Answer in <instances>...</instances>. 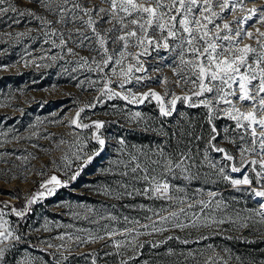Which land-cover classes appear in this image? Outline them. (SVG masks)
<instances>
[{
    "label": "rangeland",
    "instance_id": "obj_1",
    "mask_svg": "<svg viewBox=\"0 0 264 264\" xmlns=\"http://www.w3.org/2000/svg\"><path fill=\"white\" fill-rule=\"evenodd\" d=\"M13 3L21 11L32 10L37 15L55 20L53 15L39 6L37 0H13ZM91 3L100 4V0H91ZM261 5H264V0H255V3L247 2L246 8H259ZM101 6L106 7V5ZM246 14L236 13L239 16ZM14 18L20 19V23H13ZM227 18L231 20L233 16L228 15ZM255 26L264 31V26L259 24ZM49 30L30 16L20 18L10 12L0 17V64L9 66L5 70H0V202L7 204L5 206L4 203H0V210L5 213L7 227L21 237L19 241L10 240L13 247L6 251L7 264H17L23 259H31L33 264H93V261L95 264H120L122 259L128 260L131 256L137 258L129 260L128 264H145V262L166 264L165 260L156 257L155 250L147 251L148 257L144 258L141 257L142 249L137 255L131 248L124 249L122 255L105 256V252H114L115 249L106 248L104 241L95 243L76 241V236L86 238L87 231L103 235L101 231L103 225L121 229L125 226L131 227V224H125L123 220L125 216L140 220L142 223H151L145 220V217L152 213L141 210L140 205L157 211H161L162 207L167 208L168 211L178 210L180 205L178 201L169 204L138 195L116 198L118 195L115 190L116 181L122 178L119 176L120 169L115 161H127L129 153L140 155L141 160L144 159L141 155V151L144 150L139 145L127 144L124 135L129 131L144 130L147 127V118L143 112L131 109L124 103L127 101L119 97L109 99L106 95L102 96L98 91L102 87V81L90 86L88 80H97L99 76L87 71L86 68L80 69L74 62L77 60L76 57L67 55L60 48L52 47L51 43H44L47 38L44 32ZM249 31L254 32L255 28L249 27ZM21 32L26 35L18 37L16 34ZM7 33L12 35H6ZM51 39H56L58 43L57 37ZM243 43L254 44V41L245 38ZM69 46L74 47L72 44ZM76 50L82 56H89L87 49ZM53 55L58 57L55 61L51 59ZM173 56L174 53L160 50L159 53L153 52L150 56L142 57L147 72L135 73V75L150 76L154 79L144 80L140 84L133 81L125 85V89L143 92L150 87L163 94L165 86L156 82V79L166 76L170 81L168 88L177 95H183L182 89L174 83L176 77L168 66L172 63ZM159 57L166 59L161 62ZM73 68L77 70L72 71ZM154 68H158L159 71H154ZM81 81L83 84L77 87ZM111 87L116 91H122L116 84ZM91 104H95V107H87ZM81 107H84L85 111L81 113L80 122L88 124L92 121L103 122V127L97 134L106 140V144L100 154L93 155L91 162L83 168L90 170L89 179L79 180V186L76 187L73 183L77 178L69 180L64 174L66 171L64 165L67 162L63 157L68 155L69 160L72 161L67 169L69 175L76 170L81 173L83 169H78L80 161H76L72 153L83 149L80 152L83 157L100 149L99 144L92 138V132L97 131L94 127L80 129L68 123ZM238 107L242 111L248 110L243 104H238ZM136 112L141 113V117H135ZM220 115L225 116L223 113ZM223 128L229 131L217 138L216 145L225 148L235 159L227 161L222 153L209 148L206 153L208 159L205 160L204 150L202 158L197 162L198 167L191 168L195 178L191 181L184 180V185L174 184L184 188L185 191L174 192L173 195L184 197L188 202L212 199L213 208L216 201H221L222 210L216 212V215L234 219L237 223L221 225L219 230L215 227L175 229L162 234L143 235L139 237V241L146 244L163 240L169 235L188 240L214 235L219 237L214 241L208 240L205 243L192 245L189 249H178V253L192 251L196 255L206 256L212 251L207 246L212 245L216 252L228 260V264H264V245L258 248L260 242H264V224L260 223V217L255 215L259 210V204L264 203V198L255 197L250 191L251 187H259V185L256 183L252 165L240 164L238 135L232 131L233 127L224 125ZM225 135L235 139L237 143H229L224 138ZM121 139L125 141L124 145L119 143ZM61 140L65 143L61 144ZM214 152L217 154H213ZM245 156L249 161L257 158L251 153H245ZM152 158L157 159L153 156ZM211 163L216 164V169L209 166ZM233 164L241 170L232 172ZM219 167H225L226 174L235 179L248 175L253 180L252 185L233 186L217 171ZM53 174L61 180L68 181L67 185L57 187L52 195L45 193L44 197H37L36 201L28 206L29 210L25 216L17 217L11 209L15 207L17 210H23L32 194L42 191L41 182ZM141 186V184L136 185V187ZM106 187L113 189L112 195H105ZM210 192L216 193V196L210 197L208 195ZM193 212L199 215V208L189 209V216ZM101 214L115 215L119 220L115 223L111 220H102L99 224L93 223L92 221L98 219ZM161 214L167 215L168 212L161 211ZM153 219L158 218L153 216ZM181 219L183 220L184 217L181 216ZM244 221L250 225L249 228L239 227ZM140 230L150 231V229ZM61 236L64 237L63 240L60 239ZM69 236H72L71 240L68 239ZM117 238L122 239V237ZM48 245L52 247L49 248ZM224 249H228V252H224Z\"/></svg>",
    "mask_w": 264,
    "mask_h": 264
},
{
    "label": "snow or ice",
    "instance_id": "obj_2",
    "mask_svg": "<svg viewBox=\"0 0 264 264\" xmlns=\"http://www.w3.org/2000/svg\"><path fill=\"white\" fill-rule=\"evenodd\" d=\"M247 2L255 3V0H100V4L91 3V0H37L40 7L55 17V20H50L46 16L37 15L32 10L21 11L13 0H0V17L11 12L20 18L30 16L40 21L42 26L48 27L50 30L44 32L47 37L44 43H51L52 47L60 48L67 55L76 57L77 60L74 62L80 69L86 68L87 71L96 73L99 79H89L88 83L90 86H95L102 81V87L98 89L102 96L106 95L109 99L119 97L129 104H142L151 98L157 102L159 114L162 117L171 116L176 110L178 101L189 107L206 108L210 133L205 149V160L208 159L206 153L209 148L222 153L227 161L235 159L225 148L218 147L214 143L220 135L214 121L223 113L235 122L232 131L238 135L239 139L240 164L252 165V171L255 173L259 187H251L250 191L255 197L264 198V31L255 26L256 24L264 26V5L249 9L246 8ZM237 12L247 14L239 16L236 15ZM228 15H232L233 19L229 20ZM250 21L254 23L250 24ZM13 23H20V19L14 18ZM249 27H254L255 31H249ZM16 35L22 37L26 33L21 32ZM51 37H57L58 43ZM245 38L254 41V44H244ZM78 48L87 49L89 56L80 55L76 50ZM160 50L174 53L172 63L168 66L176 77L174 83L182 89L184 94L177 95L171 91L168 88L170 81L166 76L156 79V82L165 86L163 94L150 87L143 92L125 89V85L133 81L140 84L144 80L154 79L150 76H136L135 73H146L147 69L142 57L150 56L153 52L159 53ZM57 58L56 55L51 56L53 61ZM60 58L63 59V57ZM165 59V57H159L161 62ZM8 67V65L0 64V70ZM106 69L109 71H105ZM76 70V68L72 69V71ZM153 70L159 71L158 68ZM81 84L83 81L77 84V87ZM113 84L122 91H116L111 87ZM238 104H243L248 110L242 111ZM87 107H95V104ZM84 111V107L79 108L75 117L68 120V123L80 129L94 127L97 131L92 132V138L99 144L100 149L83 157L80 155L83 149L72 153L75 160L80 161L78 169L86 167L93 159V155H99L106 144V140L97 134L103 127V122L92 121L91 124L80 122L81 113ZM134 115L141 117L139 112ZM228 131L229 129H224L225 134ZM162 134L169 135L167 132ZM183 135L184 133L179 129L171 133V136L177 140V145L183 139ZM202 138V136L194 137L196 140ZM224 138L229 143H237L235 139L227 135ZM60 143L63 144L65 141L61 140ZM119 143L124 145L125 141L121 139ZM245 153H251L257 158L249 161ZM154 154L159 158L153 159L148 153L141 151L143 160L140 155L129 153L127 161H115L120 169L119 176L122 178L116 181L115 190L118 192L116 198L138 195L147 199L162 200L169 204L178 201L180 205L178 210L168 211L167 208L162 207L161 211L168 212L167 215H162L161 211L140 205L141 210L152 213L145 217V220L151 223H142L140 220L125 216L123 217L125 224H131V227L125 226L121 229L103 225L101 227L103 235L87 231L86 238L75 237L78 243L104 241L106 248L115 249L114 252H105V256L122 255L126 248H131L139 255V250L144 247L139 237L143 235L162 234L189 227H215L219 230L221 225L237 223L234 219L216 215V212L222 210L221 201H216L213 208L212 199L188 202L184 197L173 195L174 192L185 191L184 188L174 185L173 180L191 181L195 178L191 168L198 167V164L191 154V149L186 148L184 151L170 153L166 152L165 148L158 147ZM63 159L67 162L64 165L66 169L64 174L69 180H75L80 175V171L76 170L69 175L67 169L72 161L69 160L68 155H65ZM189 161L191 163H188ZM53 163L55 164L54 161ZM209 166L216 169L214 163ZM57 168L59 169V166ZM240 170L234 164L231 165L232 172ZM217 171L233 186H251L253 183L248 175H243L240 179L228 176L225 167H219ZM67 183L68 181L61 180L53 174L41 182L42 191L33 193L23 210L13 207L11 211L17 217H23L29 210L28 206L36 201L37 197H44L45 193L52 195L57 187L66 186ZM137 184L142 186L136 187ZM121 189L122 192L119 191ZM104 193L112 195L113 189L106 187ZM208 195L214 198L216 193L210 192ZM0 203L7 206L6 202ZM196 207L199 208V215L193 212L189 216L188 210ZM4 215L3 210H0V264H7L6 251L13 247L10 240L21 239L19 235H15L14 230L7 227L8 221L4 219ZM255 215L260 217L259 222L264 224V203L259 204V210L255 212ZM153 216L158 219H153ZM181 216L184 217L183 220ZM102 220H111L115 223L119 218L111 214L107 216L101 214L92 222L99 224ZM239 227L249 228L250 225L244 221ZM140 229H150V231L145 232ZM207 238L200 237V239ZM60 239L63 240L64 237L61 236ZM68 239L71 240L72 236ZM168 240L189 243L187 238L180 240L179 237L169 235L164 240L150 242L151 247L158 248ZM207 248L212 251L203 256L202 261L196 260V254L192 251L186 254L185 259L191 257L196 264H228V260L216 252L212 245H208ZM223 251L227 253L228 249ZM167 254L175 253L172 249H168ZM136 258L131 256L128 260L122 259L120 264H128L129 260ZM17 264H33V261L23 259Z\"/></svg>",
    "mask_w": 264,
    "mask_h": 264
},
{
    "label": "trees",
    "instance_id": "obj_3",
    "mask_svg": "<svg viewBox=\"0 0 264 264\" xmlns=\"http://www.w3.org/2000/svg\"><path fill=\"white\" fill-rule=\"evenodd\" d=\"M131 109L139 110L144 113L147 118V130H135L133 132L129 131L124 135V138L129 145H139L141 149L144 150V153H148V155L153 156L154 158H159L154 153L156 152L158 147L165 148L166 152H176V151H184L187 149H191V154L194 156V159L199 162L203 156V152L205 147H207V140L210 133V125L207 123V109L203 106L200 107H189L183 102L178 101L176 105V110L169 117H162L159 114L157 102L154 100H146L142 104H138L137 106H133L127 102H124ZM214 124L220 133L218 137H221V134H224V125L229 127H235V122L228 119L226 116L220 115L219 119L214 121ZM179 129L183 135V139L177 145V140L171 136L172 132L177 131ZM167 132L169 135L165 136L162 133ZM195 136H202L203 138L200 140L194 139ZM217 137V138H218ZM218 140V139H217ZM217 140L214 142L217 144ZM217 154V153H213ZM90 170L85 168L81 171L80 175L77 177L76 181L73 183V186H79V180L89 179ZM183 179L173 180V184L184 185ZM219 236L212 235L207 239H194L189 240L188 244H183L178 240H168L166 243L160 245L158 248H152L150 246L151 243L144 244L142 248L143 253L141 257H148L147 251L155 250L157 251L156 257L161 260H165L166 264H196V262L188 257L185 259L187 253H178V249H189L192 245L205 243L208 240L214 241ZM180 240L185 238L179 237ZM226 241H229L227 238H223ZM164 240V239H163ZM195 241H199L198 243ZM264 242L261 241L259 245L263 246ZM256 246V245H255ZM172 249L174 251V255H168L167 250ZM203 256L196 255V260L202 261Z\"/></svg>",
    "mask_w": 264,
    "mask_h": 264
}]
</instances>
